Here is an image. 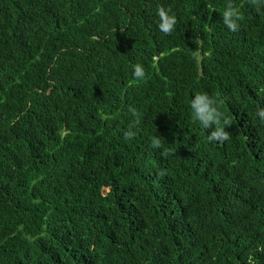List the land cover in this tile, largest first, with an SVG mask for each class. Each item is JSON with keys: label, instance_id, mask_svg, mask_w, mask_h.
<instances>
[{"label": "trees", "instance_id": "trees-1", "mask_svg": "<svg viewBox=\"0 0 264 264\" xmlns=\"http://www.w3.org/2000/svg\"><path fill=\"white\" fill-rule=\"evenodd\" d=\"M262 89L250 0H0V264H264Z\"/></svg>", "mask_w": 264, "mask_h": 264}, {"label": "clouds", "instance_id": "clouds-1", "mask_svg": "<svg viewBox=\"0 0 264 264\" xmlns=\"http://www.w3.org/2000/svg\"><path fill=\"white\" fill-rule=\"evenodd\" d=\"M256 9L259 11L264 7V0H250ZM157 16L159 22L157 24L158 29L165 35H170L177 24V18L174 14H171V9H165L163 6L157 8ZM239 10L229 3L222 13V22L227 29L231 32L239 30V21L242 20ZM144 70L142 65L136 64L133 66V76L136 79L144 78ZM264 91V89H262ZM220 102L219 97H213L206 93L196 94L191 102L190 107L192 109V117L194 121H198L204 129H211L208 139L209 141H217L223 143L230 139L229 133L225 130L226 127H231L232 121L218 110V104ZM135 117L134 123L131 128L124 132V139L129 140L134 138L136 132L132 128H137L140 123L139 114L134 108L129 109ZM257 116L264 121V108H261L257 112ZM151 146L154 149L161 148V141L159 137L151 138ZM166 172H161L160 175H165Z\"/></svg>", "mask_w": 264, "mask_h": 264}]
</instances>
